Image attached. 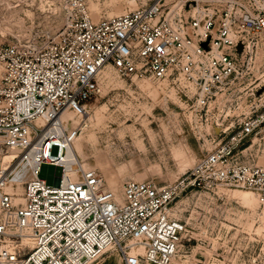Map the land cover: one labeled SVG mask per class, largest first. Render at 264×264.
Instances as JSON below:
<instances>
[{"label":"built area","instance_id":"1","mask_svg":"<svg viewBox=\"0 0 264 264\" xmlns=\"http://www.w3.org/2000/svg\"><path fill=\"white\" fill-rule=\"evenodd\" d=\"M0 64V155H18L10 171L0 163V264H99L113 252L120 264L198 263L205 245L178 199L201 207L238 187L264 206V166L247 157L264 136V0H151L97 22L88 0H0ZM108 69L184 99L186 125L212 148L176 182L129 180L118 196L67 157ZM43 163L56 184L40 178Z\"/></svg>","mask_w":264,"mask_h":264},{"label":"rangeland","instance_id":"2","mask_svg":"<svg viewBox=\"0 0 264 264\" xmlns=\"http://www.w3.org/2000/svg\"><path fill=\"white\" fill-rule=\"evenodd\" d=\"M150 1L88 0V5L92 20L97 22ZM88 108L90 113L75 145L82 147L84 166L97 170L118 196L129 180L152 179L161 185L176 182L212 148L205 147L199 132L186 125L184 99L166 82L121 77L108 69ZM7 154L0 155V163ZM52 154H57L56 147ZM247 155L252 163L264 166V136L254 140ZM39 176L49 185L58 182L57 168L48 163L42 164ZM23 190L19 183L8 186L16 202L22 200ZM241 191L248 190L231 187L220 191V197L211 193L201 207L184 197L177 200L178 207L190 203L178 216H194V231L205 245L201 262L192 264H264V206L254 199L248 203ZM24 241L22 247L28 251L31 239L24 236ZM4 244L0 242V247ZM99 264H120L119 254L110 253Z\"/></svg>","mask_w":264,"mask_h":264},{"label":"bare ground","instance_id":"3","mask_svg":"<svg viewBox=\"0 0 264 264\" xmlns=\"http://www.w3.org/2000/svg\"><path fill=\"white\" fill-rule=\"evenodd\" d=\"M75 121H76L75 123H77V120H75ZM82 155H83L82 147H81V145L79 143L76 142V145L74 144V150L69 152L67 157L68 158H73V159L77 160L80 164L84 165L83 164V159H80ZM16 158H18L17 151H12L10 154L5 155L2 158V167H3V169H7V171H10L13 168V165H14V163L11 164V165H10V163L14 162V160ZM73 173L75 174L76 171H73ZM26 179L27 178H26L25 172H20V173L17 172L15 178L13 179V182L23 185V183H24V181ZM16 194H17V192L15 193V195ZM241 194H242L241 195L242 198H244L245 201H247L248 203H250L251 199L257 200L255 198V196L250 191H241ZM16 199H18V198H16ZM24 236H27V237H29L31 239V237L27 233L22 234V238H23V242L24 243H26L24 241ZM31 243H32V239H31V242L28 243V244H31Z\"/></svg>","mask_w":264,"mask_h":264}]
</instances>
